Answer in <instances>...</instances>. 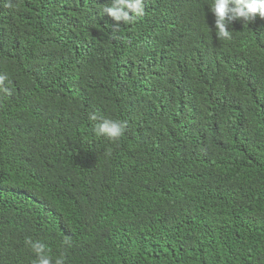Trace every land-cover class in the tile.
Returning a JSON list of instances; mask_svg holds the SVG:
<instances>
[{
    "label": "trees",
    "instance_id": "1",
    "mask_svg": "<svg viewBox=\"0 0 264 264\" xmlns=\"http://www.w3.org/2000/svg\"><path fill=\"white\" fill-rule=\"evenodd\" d=\"M106 2L0 0V264H264V19Z\"/></svg>",
    "mask_w": 264,
    "mask_h": 264
},
{
    "label": "clouds",
    "instance_id": "2",
    "mask_svg": "<svg viewBox=\"0 0 264 264\" xmlns=\"http://www.w3.org/2000/svg\"><path fill=\"white\" fill-rule=\"evenodd\" d=\"M209 10L215 17L218 38L231 40L233 37L230 26L234 20L242 19L245 22H251L257 16L264 19V0H212ZM103 14H107L116 22L127 24L145 14V0H107ZM9 83L8 75L0 73V93L11 95ZM90 119L99 121L95 127L96 134L107 137L109 140L119 141L126 132V121L97 116L95 113L90 115ZM25 245L30 247L34 254L32 264H65L64 253L61 252L54 258L50 247L42 241L26 238ZM61 246L71 248V237L66 236Z\"/></svg>",
    "mask_w": 264,
    "mask_h": 264
}]
</instances>
